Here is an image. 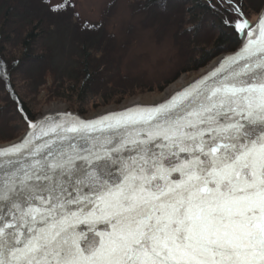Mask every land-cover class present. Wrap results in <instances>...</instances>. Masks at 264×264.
I'll return each mask as SVG.
<instances>
[{
    "label": "snow or ice",
    "instance_id": "obj_1",
    "mask_svg": "<svg viewBox=\"0 0 264 264\" xmlns=\"http://www.w3.org/2000/svg\"><path fill=\"white\" fill-rule=\"evenodd\" d=\"M236 28L242 49L165 102L0 150V264H264V16Z\"/></svg>",
    "mask_w": 264,
    "mask_h": 264
},
{
    "label": "trees",
    "instance_id": "obj_2",
    "mask_svg": "<svg viewBox=\"0 0 264 264\" xmlns=\"http://www.w3.org/2000/svg\"><path fill=\"white\" fill-rule=\"evenodd\" d=\"M57 6L59 9L54 10ZM235 6L253 22L264 7V0L132 1L133 12L144 14L146 19L166 28L173 27L180 57L176 76L197 71L221 53L239 47L241 39L236 22L242 18L235 12ZM74 15L70 1L53 5L49 0H0V143L17 138L36 119L41 87L46 85L48 75L54 73L52 48L48 44L52 26ZM85 32L81 37L83 54L76 68L77 77L61 93H57L59 86L55 84L51 91L56 92L45 98L72 102L75 97L74 110L79 114L99 106V100L110 104L122 93L103 94L95 88L99 81L89 61L90 48L101 45L100 39L105 35L97 27L87 28ZM87 38L99 40L90 44ZM164 86L162 83L157 88L162 90ZM133 88L142 92L151 89L143 83Z\"/></svg>",
    "mask_w": 264,
    "mask_h": 264
},
{
    "label": "rangeland",
    "instance_id": "obj_3",
    "mask_svg": "<svg viewBox=\"0 0 264 264\" xmlns=\"http://www.w3.org/2000/svg\"><path fill=\"white\" fill-rule=\"evenodd\" d=\"M65 1L73 4L75 15L67 21L57 22L52 26L48 44L52 48L54 73L48 75L46 85L41 87L38 97L40 101L36 104V119L53 105L63 106L67 111L78 113L74 110L75 97L72 102L63 98L46 101L45 98L56 92L51 91L55 84L59 86L57 93H61L64 92V88L72 84L75 76L77 77L76 68L83 54L81 37L87 33L85 32L87 28H100L105 35L100 39L101 45L96 48L92 46V50V47L90 48L89 61L91 67L95 68L98 75L96 79L99 81L94 84L95 88L103 94H111L113 91L122 93L120 96H115L112 103L107 105L99 100V106L88 108L85 114H80L84 117H90L108 107L119 109L133 99L149 101L152 97L171 90L173 86H178L180 79L184 78V81L189 82L199 76L201 71L222 55L213 58L205 67L197 71L176 76L180 57L174 40L173 27L166 28L146 19L144 14L133 12V0H49L53 5ZM96 40L99 38L86 39L90 44H94ZM94 58L96 59L93 63ZM165 80L167 82H164ZM140 83L150 86L151 89L142 92L133 88ZM162 83L165 84L164 88L158 90V85ZM195 84L196 82L192 85ZM130 92L133 93L128 96ZM21 135L0 145L11 143Z\"/></svg>",
    "mask_w": 264,
    "mask_h": 264
},
{
    "label": "bare ground",
    "instance_id": "obj_4",
    "mask_svg": "<svg viewBox=\"0 0 264 264\" xmlns=\"http://www.w3.org/2000/svg\"><path fill=\"white\" fill-rule=\"evenodd\" d=\"M262 11L259 13L258 16H261V17L263 16L264 10H262ZM258 21L257 22L255 21V22H252V23H249V24L253 28H255L256 25L258 24ZM247 31H248V29L244 30L242 38H241L243 46L245 45V43L247 41V35H246ZM241 49H242V47L239 48V50L234 51V52H232L230 54H224L226 52L221 53V54H224V55L220 54L221 56L218 57L217 59H215L210 65H208L207 68L204 71H201L199 76L195 77L194 79H192L189 82L184 81V78H182V79H180L178 81V83H179L178 86H173L171 88V90H166L163 94L158 95V96H154L149 101H146V100L144 101V100H142L140 98L139 99H133V100H130L126 105L120 107L119 109H114V108H111V107L104 108L102 111L97 112V113H95L94 115H92L90 117H84L82 115H78L79 113L77 114L75 112L67 111V109H65V107H63V106L53 105L49 109L45 110L44 113L39 118H37L36 122H34V123H39V122L45 120L48 116H50L52 114H71V116L79 117L82 120H91V119H96V118H98V117H100L102 115H105V114H108V113H111V112H121V111H124V110H126L128 108H131V107H134V106L158 105V104H160L162 102H165L166 100L170 99L172 96H174L180 90H183L184 88H187V87L191 86L192 84H194L195 82L199 81L200 78H203L205 76L210 75L213 71H215L220 66V64L225 60V58H227L229 56H234ZM16 141L17 140H15V141H13L11 143H6L5 145H0V149H6V148L10 147V144L14 145L16 143Z\"/></svg>",
    "mask_w": 264,
    "mask_h": 264
},
{
    "label": "water",
    "instance_id": "obj_5",
    "mask_svg": "<svg viewBox=\"0 0 264 264\" xmlns=\"http://www.w3.org/2000/svg\"><path fill=\"white\" fill-rule=\"evenodd\" d=\"M227 2H230V0H226ZM262 10H264V8L262 9ZM261 10V11H262ZM236 12L238 13V14H240V11L238 10V9H236ZM263 12V11H262ZM240 16L242 17V21L243 20H247L243 15H241L240 14ZM263 16H264V14H263ZM260 17L261 16H258V18H257V20H256V22L258 21V20H260ZM248 21V23H251L249 20H247ZM242 35H243V33L241 32V31H239V37H240V39L242 38ZM241 47H243V45H242V43L239 45V47L237 48V49H235L234 51H237V50H239V48H241ZM234 51H230V52H228V53H226V54H230V53H232V52H234ZM222 55H224V54H222ZM219 68V67H218ZM189 88V87H188ZM185 89H187V88H184L183 90H185ZM183 90H180L179 92H181V91H183ZM178 92V93H179ZM177 94V93H176ZM175 94V95H176ZM163 103V102H162ZM140 106H142V107H151V106H155V105H140ZM78 114V113H77ZM78 115H80V114H78ZM71 117H73V116H71ZM65 118V114H52V115H50V116H48L46 119H49V120H56V121H60V120H62V119H64ZM37 120V119H36ZM36 120L35 121H32L30 124H29V126H28V129L21 135V137H19L18 139H17V141H16V143L15 144H18V143H20L26 136H28V134L32 131V129H31V127H30V125L32 124V123H34V122H36ZM92 120V119H91ZM37 135H39V133H37ZM48 139V137H42L41 138V140H47ZM15 141V140H14ZM13 142V141H12ZM36 142H41V141H36ZM2 145V144H1ZM3 145H5V144H3ZM12 144H10V146H11ZM9 146V145H8ZM0 150H3V149H0ZM3 159L4 158H2V157H0V161H3Z\"/></svg>",
    "mask_w": 264,
    "mask_h": 264
},
{
    "label": "flooded vegetation",
    "instance_id": "obj_6",
    "mask_svg": "<svg viewBox=\"0 0 264 264\" xmlns=\"http://www.w3.org/2000/svg\"><path fill=\"white\" fill-rule=\"evenodd\" d=\"M101 92V91H100ZM102 103V102H101Z\"/></svg>",
    "mask_w": 264,
    "mask_h": 264
}]
</instances>
